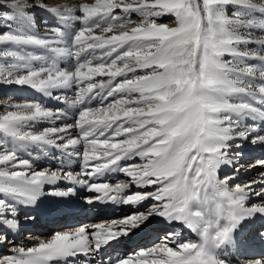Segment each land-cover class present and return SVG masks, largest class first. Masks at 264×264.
<instances>
[{"label":"snow or ice","instance_id":"1","mask_svg":"<svg viewBox=\"0 0 264 264\" xmlns=\"http://www.w3.org/2000/svg\"><path fill=\"white\" fill-rule=\"evenodd\" d=\"M3 86L57 106L0 103V264H264V0H0ZM78 195L138 210L14 244Z\"/></svg>","mask_w":264,"mask_h":264},{"label":"bare ground","instance_id":"2","mask_svg":"<svg viewBox=\"0 0 264 264\" xmlns=\"http://www.w3.org/2000/svg\"><path fill=\"white\" fill-rule=\"evenodd\" d=\"M53 3H59V4H66V5H73V4H78L81 2V0H53ZM50 19V20H49ZM47 24H53L54 21L51 20V18H46L43 22ZM43 29V28H42ZM64 66V65H63ZM62 66V67H63ZM69 96L72 95L71 92L68 93ZM42 99V98H41ZM40 99V100H41ZM43 103L47 106L50 107H55L56 102L45 99L43 100ZM249 156L254 157L252 161L249 163L257 160V159H262L264 158V154H262L259 151H249L248 152ZM33 156L35 157L36 154L34 153ZM27 158V157H25ZM37 164H44L47 166V163L45 161V158L43 156L40 157V159L37 161ZM76 164L74 163L72 165L73 169H76ZM224 171L230 172L231 169H223L222 174ZM262 170L259 168H255L252 171L247 173L242 172L240 177L238 178L237 182H243L246 180H250V177L257 176ZM253 177V178H254ZM110 179L113 181L117 179H126V177L123 176V174H115L113 175ZM252 179V178H251ZM88 195H92L91 193H88ZM53 200L54 198H50ZM72 202L68 204L69 206L72 207V210H68L67 212L64 210L62 215H60L58 211H60L59 207L62 205H54V207L57 209L54 212H49L47 213L41 224L37 226H29V228L23 232H21L19 235L13 236L12 239L14 241V244L19 247V246H32L35 243H38L39 240H47L51 237V235L55 232H60V231H67L71 229H75L81 225L83 226H88L91 224L95 223H108L113 219H118L120 217H125L130 214H132L134 211H137L138 209L134 206L130 205H117V204H112V203H97L94 205H86L83 203L82 196L78 195L77 197L74 198H69ZM63 207V206H62ZM80 208L81 210L87 211L86 213L84 212H74L76 209ZM142 210V209H140ZM77 214V217L74 219H70L69 216ZM49 225V223H51ZM60 227V228H59ZM25 234V237L23 235ZM245 235L246 237L249 238L248 241H245ZM244 238V239H243ZM150 239L151 237L148 235L144 234H138L137 236L126 239L122 241L120 244L118 250H117V255H126L130 253L136 252L140 248H144L149 246L150 244ZM242 239L245 241L246 244L254 248V250H259L262 251L264 250V240H260L256 235L254 230L249 229L244 232ZM189 241H198L199 237L196 235L195 237H190L188 239ZM5 251V250H4ZM0 252H3L0 249ZM258 253V252H257ZM7 254V253H6Z\"/></svg>","mask_w":264,"mask_h":264},{"label":"rangeland","instance_id":"3","mask_svg":"<svg viewBox=\"0 0 264 264\" xmlns=\"http://www.w3.org/2000/svg\"><path fill=\"white\" fill-rule=\"evenodd\" d=\"M53 2H54L53 0H49V3L54 5L55 3H53ZM56 4H58V3H56ZM44 14H49V13L43 11L42 9L36 10V17H37V21H38L37 26L40 27L42 31H43V29H42L43 23L41 24V20H43V19L45 20ZM44 20H43V22H44ZM51 20L54 21V19H51ZM160 22L167 23L170 26H174V18L171 16H164V17L160 18ZM54 23H55V21H54ZM61 66H63V64ZM40 99H41L40 95L38 93H35L34 91L30 90V89H26V88L25 89H19L16 87H9V86L0 87V103L7 102L9 100L17 101V102H23L25 100H40ZM45 99L46 98H42V100H45ZM95 104H96V101H93V106H95ZM253 159H254V157L249 156L247 154L245 159L243 160V163L246 165L250 161H252ZM247 174H248V172H247ZM254 174H253V176L250 177V179L254 177ZM133 190H135V189H133ZM246 236L247 235H245V238H246ZM23 237H25V234L23 235ZM248 240H249V238L245 239V241H248ZM151 243H152V240L150 241L149 244H151ZM1 250L4 251L3 249H1Z\"/></svg>","mask_w":264,"mask_h":264}]
</instances>
